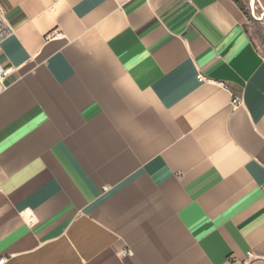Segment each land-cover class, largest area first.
Returning <instances> with one entry per match:
<instances>
[{"label": "crops", "instance_id": "0c3cea01", "mask_svg": "<svg viewBox=\"0 0 264 264\" xmlns=\"http://www.w3.org/2000/svg\"><path fill=\"white\" fill-rule=\"evenodd\" d=\"M0 6L5 264H264V56L236 0Z\"/></svg>", "mask_w": 264, "mask_h": 264}, {"label": "rangeland", "instance_id": "374dc122", "mask_svg": "<svg viewBox=\"0 0 264 264\" xmlns=\"http://www.w3.org/2000/svg\"><path fill=\"white\" fill-rule=\"evenodd\" d=\"M248 13V32L257 46L259 52L264 56V0H239Z\"/></svg>", "mask_w": 264, "mask_h": 264}, {"label": "built area", "instance_id": "2783aa9c", "mask_svg": "<svg viewBox=\"0 0 264 264\" xmlns=\"http://www.w3.org/2000/svg\"><path fill=\"white\" fill-rule=\"evenodd\" d=\"M14 33V29L10 24L7 22L5 13L0 6V51L2 50V43L3 41ZM14 68L10 67L7 68L0 64V93L5 89V78L13 72ZM240 103L239 98H235L233 100V105L237 106ZM7 262V257H0V264H5Z\"/></svg>", "mask_w": 264, "mask_h": 264}, {"label": "trees", "instance_id": "16d2710c", "mask_svg": "<svg viewBox=\"0 0 264 264\" xmlns=\"http://www.w3.org/2000/svg\"><path fill=\"white\" fill-rule=\"evenodd\" d=\"M240 5H241V7L243 8V9H245L244 8V6H242V4L239 2V0H236ZM247 13V12H246ZM247 15H248V13H247Z\"/></svg>", "mask_w": 264, "mask_h": 264}, {"label": "bare ground", "instance_id": "6f19581e", "mask_svg": "<svg viewBox=\"0 0 264 264\" xmlns=\"http://www.w3.org/2000/svg\"><path fill=\"white\" fill-rule=\"evenodd\" d=\"M255 0H252V4L254 5Z\"/></svg>", "mask_w": 264, "mask_h": 264}]
</instances>
